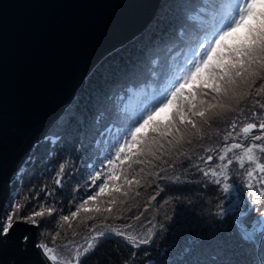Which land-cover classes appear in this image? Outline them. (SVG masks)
<instances>
[{"label":"trees","instance_id":"1","mask_svg":"<svg viewBox=\"0 0 264 264\" xmlns=\"http://www.w3.org/2000/svg\"><path fill=\"white\" fill-rule=\"evenodd\" d=\"M218 7L219 4L212 0H159L154 15L141 32L104 54L95 63L60 116L32 145L27 159L10 178L13 197L9 196L6 200L1 216L7 215L11 211L9 206L17 203L24 206L23 215L38 208L39 204L54 206L57 211L53 216H45L36 225V242L46 240L50 247L57 249L59 256L65 252L70 258L76 246L68 245L69 236L75 234L76 239L87 237L90 227L95 224L123 227L131 223L133 227L127 231L141 239L148 238L151 231L150 242L138 247L113 237L97 248L84 264H216L228 259L237 264L245 261L255 264L258 261L256 249L249 252L248 246L241 247L235 239L229 240L225 233L217 230L220 223L217 213L235 205L236 213L226 217L231 230L232 215L239 214V210L243 209L249 213L250 219H255L256 213L264 210V205L252 204L256 207L252 211L247 203L249 195L238 192L234 198L232 193L223 192L218 185L207 180L176 185L171 180L155 179L153 182L152 177H146L147 182L134 187L128 198L117 194L118 201L124 200V203H117L111 216L108 213L91 215L81 212V220L61 222L63 227L57 223L60 215L75 211L76 205L93 194L99 183L103 182L101 179L93 184L90 176L98 171L107 172V158L114 156L118 143L125 138L128 117L137 106L168 87L175 74L182 70L181 66L189 61L193 51H202L196 48V40L203 37L206 25V19L202 17H211ZM206 9L211 11L207 13ZM176 58L184 62L177 72H172ZM247 106H250V101ZM69 110L75 116L71 125L62 123L64 114ZM160 114L161 119L169 115L167 111L164 116ZM236 116V113H230L223 120L213 122L210 128H205L203 138H194L181 151L191 153L193 158L206 154L204 148L224 141V134L230 131L229 121ZM237 118L239 123L248 121ZM118 134L120 138L116 141ZM157 163L153 162L154 165ZM61 165L65 170L60 176L62 184L57 185L54 181ZM140 167L142 165H133L134 172H139ZM161 167L167 165L160 163L159 167H155V172L161 177H171L176 171L183 172V169L172 168L161 172ZM187 167L188 163L185 162L184 168ZM152 170L153 166L145 168L146 172ZM238 172L235 166L229 165L228 182L233 184L232 180ZM191 179L200 180L201 175L196 173ZM157 185L159 194L156 200L149 203L150 196L157 192ZM136 192L140 194L136 196ZM100 199L105 201L103 206L107 207L110 197ZM91 206L92 202L89 204ZM105 214L107 219L98 217ZM88 215L95 217L87 219ZM134 216H140V220H133ZM57 232L59 236L53 241L51 237ZM197 236L199 241L190 245V239ZM77 241V245L85 244V239ZM189 246L192 248L190 254L185 252ZM59 248L64 251L58 252Z\"/></svg>","mask_w":264,"mask_h":264},{"label":"snow or ice","instance_id":"2","mask_svg":"<svg viewBox=\"0 0 264 264\" xmlns=\"http://www.w3.org/2000/svg\"><path fill=\"white\" fill-rule=\"evenodd\" d=\"M212 2L218 3L219 7L213 11L212 19L205 27L203 37L196 40V48L202 51H193L189 61L181 66L182 70L175 74L169 86L141 102L128 117L129 126L124 130L125 138L118 143L114 156L107 158V172L98 171L90 176L93 184L101 179L103 182L99 183L93 194L76 205L75 211H71L69 215L59 216L57 223L61 227L70 219H77L81 212L101 215L108 213L111 216L117 203H124V200L118 201L117 194L128 198L134 187H140L142 182H147L146 177H152L153 182L155 179L171 180L176 185L201 183L207 180L228 193L233 190V185L228 182V169L229 165L233 164V158L228 154L234 149H242V154L235 156L241 168L245 166V159L255 164L254 168L246 169L245 184L247 188L253 189L250 192L252 204L264 205V176L258 178L259 191L254 190L252 183L254 172L264 174V163L259 162L254 155L256 148L264 153V0H212ZM257 8L260 10L257 11ZM249 101L250 106L246 107ZM165 110L169 115L164 119L159 118V114ZM230 113H236L237 116L229 121L228 127L233 131L224 134L225 141L229 138L236 140L240 133L247 135L258 127L261 134L253 135L251 138L261 141L262 144L244 147L238 142L227 143L218 154V160L226 163L216 164L214 167L209 164L214 160L212 154L197 155L193 158L191 153L181 151L184 145L191 144L194 138H203L205 128H210L213 122L223 120ZM237 117L253 122L243 123L239 132H235L239 123ZM74 118V113L69 110L64 114L62 123L71 125ZM257 119L258 123L255 122ZM119 138L118 134L116 141H119ZM203 151L212 153L215 149L206 147ZM164 157H167V160H164ZM154 161L159 163L154 165ZM185 162L188 163L187 168H184ZM160 163L167 165L160 168L161 172H167L169 168L183 169V172L176 171L171 177H161L155 172V167H159ZM201 164L204 167H201ZM133 165H142V167L139 172H134ZM148 166H153V170L146 172L145 168ZM64 170V165H61L55 184H62L60 176L63 175ZM196 173L201 175L200 180L191 179ZM159 191L157 185V192L150 196L149 203L156 200ZM139 194V192L135 193L136 196ZM105 196L110 197L107 207L103 206L105 201L100 199ZM90 202H92L91 207H89ZM9 207L11 211L7 215L0 216V243L7 242V237L14 230L17 222L36 226L45 216L52 217L57 211L54 206L39 204L38 208H33L27 215H23L22 204L17 203ZM236 211L235 205H232L217 213L220 221L217 230L225 233L229 240L235 239L241 247L248 246L249 252L258 248L259 260L255 264H264V211L259 212L257 218L250 219L249 213L240 209L239 214L232 215L231 230H229L226 217ZM86 218L93 219V216L88 215ZM132 219L139 221L140 216H134ZM132 227L131 223L124 224L123 227L108 224L94 227L90 230L91 234L85 238V244L77 245L70 259L60 257L57 249L50 247L46 240L42 239L35 247L40 250L44 258L42 264L47 262L84 264L97 248L113 237L120 238L133 247L150 242L151 231L148 238L137 239L136 235L127 231ZM41 235L43 236L44 233ZM57 236H59L58 232L51 239L54 241ZM22 240L27 246L30 237L23 236ZM198 241L199 236L193 237L190 239V245ZM191 251V246L185 248L186 253L190 254ZM216 264H237V262L228 259ZM240 264H253V262L245 261Z\"/></svg>","mask_w":264,"mask_h":264},{"label":"water","instance_id":"3","mask_svg":"<svg viewBox=\"0 0 264 264\" xmlns=\"http://www.w3.org/2000/svg\"><path fill=\"white\" fill-rule=\"evenodd\" d=\"M158 2L0 0V216L13 197L10 178L32 145L95 63L139 33ZM36 227L15 224L7 242L0 243V264H42ZM23 236L30 237L27 246ZM256 256L259 260L258 248Z\"/></svg>","mask_w":264,"mask_h":264},{"label":"flooded vegetation","instance_id":"4","mask_svg":"<svg viewBox=\"0 0 264 264\" xmlns=\"http://www.w3.org/2000/svg\"><path fill=\"white\" fill-rule=\"evenodd\" d=\"M248 121H252V120H248ZM255 122L258 123V120ZM240 125H238V130H235V132H239ZM228 130L233 131L230 128H228ZM260 134H261V130L258 127L256 129H253L247 135L240 133V135L236 137V140H232L231 138H229V140H227V141H225V140L220 141L217 145H211V148L215 149V151L212 153H206L203 156H206L208 154L213 155L214 160L212 162H209V164H211L213 167L216 164L226 163V161L221 162L218 160V154L225 144L238 142V143H241L244 147H247V146L252 145V144H262L261 141H255L251 138L253 135H260ZM241 154H242V149H234L231 153L228 154L229 157L233 158V164L231 166H235V168H237L239 171L236 175V178L232 180L233 190L229 191V193H232L234 198L237 197L238 192L242 193V194L244 193V194L249 195V198L247 197V203L249 204L248 207L251 208L252 211H254L256 207L252 206V202H251V198H250V192L253 191V189H249L246 187L245 181L247 180V177L244 173H245L246 169L254 168L255 164H252V163L248 162L247 159H245V166H244V168H241L239 163L235 160V156L241 155ZM254 155L257 157L259 162L264 163V153H262L259 148L254 149ZM201 167H204V165L201 164ZM261 176H264V174L259 173L258 171L254 172V175L252 178V183L254 185V190H256V191H259L260 185L258 183V178ZM260 212H262V211H260ZM258 213H256L257 216H258ZM257 216H256V218H257Z\"/></svg>","mask_w":264,"mask_h":264},{"label":"rangeland","instance_id":"5","mask_svg":"<svg viewBox=\"0 0 264 264\" xmlns=\"http://www.w3.org/2000/svg\"><path fill=\"white\" fill-rule=\"evenodd\" d=\"M212 8V7H211ZM206 11H207V13L209 12V11H211L210 9H206ZM202 17V16H201ZM211 17H212V15H211ZM202 18H209V17H202ZM184 50H185V47H184ZM183 50V51H184ZM184 54V53H183ZM183 56V55H182ZM184 61H182V59H180V61H178L177 60V58H176V60H175V64L173 65V67H172V72H177V70L179 69V67H180V65L183 63ZM180 63V64H179ZM179 64V65H178ZM166 111L167 110H165V111H163V112H161V114H160V116H164L165 114H166ZM244 122H247V121H244ZM243 121L242 122H240L239 123V125L242 123H244ZM241 124V125H242ZM230 184H232L231 182H229ZM91 215L93 214V215H98L97 213H90ZM107 214H105V215H103V216H98V217H105ZM93 217H95V216H93ZM76 220H81V216H80V214L78 215V218L76 219ZM75 220V221H76ZM69 223H73V221H69ZM98 224H95V225H93V227H90V229L89 230H91V229H93L94 227H103L104 225H98ZM109 225H111V226H114V225H112V224H109ZM63 227V226H62ZM115 227H118V226H115ZM120 227H122V226H120ZM128 230V229H127ZM88 231V230H87ZM86 231V232H87ZM91 233H90V231L88 232V234H87V236L88 235H90ZM73 235H75V234H73ZM69 236V237H71L69 240H70V242L68 243V245H72V246H77V244L79 243V241H77V240H82V239H85L86 238V236L85 237H83V238H80V239H76V237L75 236ZM133 235H136L135 233H133ZM137 236V235H136ZM68 238V237H67ZM137 239H141V238H139L138 236H137ZM73 241H77V242H75V243H73ZM64 250H63V248H59L58 249V252H63ZM60 256L62 257V258H64V259H70V256H69V254H66L65 252H63V253H61L60 254Z\"/></svg>","mask_w":264,"mask_h":264},{"label":"bare ground","instance_id":"6","mask_svg":"<svg viewBox=\"0 0 264 264\" xmlns=\"http://www.w3.org/2000/svg\"><path fill=\"white\" fill-rule=\"evenodd\" d=\"M211 19H212V17H209V18H206V25H205V27L208 25V23L211 21ZM201 30H203V27L201 28ZM141 32V31H140ZM139 32V33H140Z\"/></svg>","mask_w":264,"mask_h":264}]
</instances>
